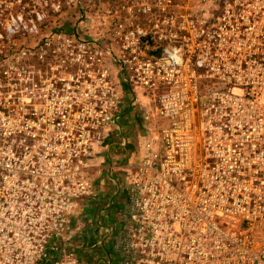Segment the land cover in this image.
<instances>
[{
    "label": "built area",
    "instance_id": "built-area-1",
    "mask_svg": "<svg viewBox=\"0 0 264 264\" xmlns=\"http://www.w3.org/2000/svg\"><path fill=\"white\" fill-rule=\"evenodd\" d=\"M201 1L0 0V264H79L84 165L120 109L109 58L168 121L121 264H264V0Z\"/></svg>",
    "mask_w": 264,
    "mask_h": 264
},
{
    "label": "crops",
    "instance_id": "crops-1",
    "mask_svg": "<svg viewBox=\"0 0 264 264\" xmlns=\"http://www.w3.org/2000/svg\"><path fill=\"white\" fill-rule=\"evenodd\" d=\"M108 60L113 80L121 88V102L117 120L104 130L103 144L84 165L83 174L92 182L94 194L80 199V215L72 223L79 264H113L111 251L121 264L123 214L131 204L129 190L125 186L123 191L122 186L130 184L138 162L146 155L144 143L156 138L162 127L152 93L129 84L121 68Z\"/></svg>",
    "mask_w": 264,
    "mask_h": 264
},
{
    "label": "rangeland",
    "instance_id": "rangeland-1",
    "mask_svg": "<svg viewBox=\"0 0 264 264\" xmlns=\"http://www.w3.org/2000/svg\"><path fill=\"white\" fill-rule=\"evenodd\" d=\"M80 15L82 16V14H84V12H86L87 11V2H88V0H80ZM190 2H191V6L193 7V9H195L194 11L196 12V13H198V9H199V7L201 6V5H203V2L201 1V0H190ZM206 6H207V8H208V11H207V13L208 14H210V13H214V14H216V13H218L219 11H220V8H221V5H222V0H206ZM205 5V4H204ZM33 8V6H30V9H32ZM35 8L36 9H38L39 8V6H35ZM15 9H16V11H18V10H21V7H15ZM65 17V16H64ZM75 17H76V15H75ZM70 20V19H69ZM68 19H64L62 22L64 23V25H66L67 23H68V21H69ZM57 23H59V22H57ZM56 23L55 22H50V25L51 26H53V25H55ZM17 38V44L19 43V42H21L22 40H23V38L22 37H16ZM20 48H22V46H19ZM208 82H213V80H210V81H205L204 83H208ZM160 119V124H161V126L163 127V126H165V125H167V123H168V121L167 120H165V119H162V118H159ZM155 126V125H154ZM128 188L129 187V184L127 183L126 185H125V183H124V185L122 186L123 188H122V190L124 191V189H126V187ZM125 193H126V191H125ZM124 193V194H125ZM122 194H123V192L121 193V196H122ZM111 257L113 258V261H114V263L113 264H118V257H117V255L114 253V252H112L111 251ZM115 262H117V263H115Z\"/></svg>",
    "mask_w": 264,
    "mask_h": 264
}]
</instances>
